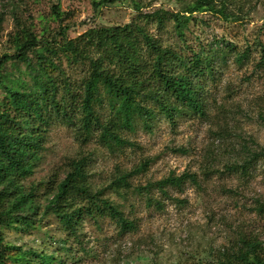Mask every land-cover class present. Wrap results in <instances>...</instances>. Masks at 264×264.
<instances>
[{
  "label": "rangeland",
  "instance_id": "1",
  "mask_svg": "<svg viewBox=\"0 0 264 264\" xmlns=\"http://www.w3.org/2000/svg\"><path fill=\"white\" fill-rule=\"evenodd\" d=\"M193 1L0 0V57L13 54V38L21 29L56 48L89 30L137 25L161 47L183 58L199 53L210 64L192 78L203 114L180 110L170 122L153 109L149 130L137 122L134 130L120 133L128 142L124 146L110 149L97 134L82 141L74 126L54 119L33 174L21 181L41 211L28 230L1 228L6 243L51 254L63 264H219L242 239L264 248V159L257 155L264 150V0H226V17L195 13L182 37L169 19L162 24L145 19L154 12L181 13ZM213 1L219 7L222 0ZM60 58L63 75L54 76L57 82L64 76L77 94L86 66ZM24 69L11 62L5 66L12 76ZM173 70L182 68L176 64ZM98 113L108 117L105 104ZM80 159L92 191L103 190L135 223V231L120 232L104 217L85 218L69 234L53 215H43L69 162ZM123 173H130V189L113 193L109 186ZM184 173L195 182L165 193L148 189Z\"/></svg>",
  "mask_w": 264,
  "mask_h": 264
},
{
  "label": "trees",
  "instance_id": "2",
  "mask_svg": "<svg viewBox=\"0 0 264 264\" xmlns=\"http://www.w3.org/2000/svg\"><path fill=\"white\" fill-rule=\"evenodd\" d=\"M225 1L217 7L213 0H194L181 13L154 12L145 15V19H155L159 24L169 19L175 33L182 37L183 28L195 13L210 12L226 17ZM13 47L12 55L0 57V88L4 92L0 100V229L34 227L31 218L41 208L36 205L33 191H25L21 181L33 174L45 133L54 119L74 126L82 141L97 134L98 141L112 149L128 143L120 133L134 130L137 122L149 130L156 116L153 109L170 122L180 110L203 114L192 78L210 68L208 60L199 53L183 58L161 47L140 26L89 30L56 48L49 43L40 44L31 33L21 29L13 38ZM60 56L69 65L86 66L77 94L71 91V84L64 76L59 82L54 76L58 71L63 75ZM8 62L21 64L25 69L12 76L5 70ZM176 64L181 66V72H174ZM104 104L108 109L105 120L98 113ZM257 155L264 159V150ZM85 167L83 159L69 162L64 178L54 187L51 200L44 206L43 215H53L69 234H75L85 218L104 217L114 221L120 232L135 231V223L104 196L103 190L92 191ZM129 177L130 173L120 174L109 188L116 194L121 189L127 191ZM187 180L195 182L191 174L170 175L149 184L148 189L154 187L165 193L166 188L178 189ZM152 201L148 198V202ZM159 203L155 201L156 205ZM222 256L224 260L219 264H264V248L256 240L242 239L234 254ZM0 264L63 263L56 262L51 254L6 243L0 231Z\"/></svg>",
  "mask_w": 264,
  "mask_h": 264
}]
</instances>
